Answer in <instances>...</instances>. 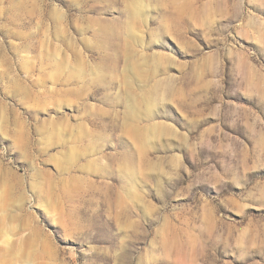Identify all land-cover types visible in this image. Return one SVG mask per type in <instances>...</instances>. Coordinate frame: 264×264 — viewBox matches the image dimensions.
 <instances>
[{
    "label": "rangeland",
    "instance_id": "rangeland-1",
    "mask_svg": "<svg viewBox=\"0 0 264 264\" xmlns=\"http://www.w3.org/2000/svg\"><path fill=\"white\" fill-rule=\"evenodd\" d=\"M33 230L32 264H264V0H0V264Z\"/></svg>",
    "mask_w": 264,
    "mask_h": 264
},
{
    "label": "bare ground",
    "instance_id": "bare-ground-1",
    "mask_svg": "<svg viewBox=\"0 0 264 264\" xmlns=\"http://www.w3.org/2000/svg\"><path fill=\"white\" fill-rule=\"evenodd\" d=\"M155 128H156V126L154 125V132L156 131ZM152 131H153V129H152ZM31 232H32V233H30L31 236H29L27 238H23V239L19 238L18 242H16V243L14 242L6 248V252L8 254H11V253L19 254L21 256V258H23L22 260L24 261V264H32L31 260H33L34 258L37 257L34 255V251H31V244H32L31 238L32 237H39V234L36 232V230L35 231L33 230ZM33 240H34V238H33Z\"/></svg>",
    "mask_w": 264,
    "mask_h": 264
}]
</instances>
